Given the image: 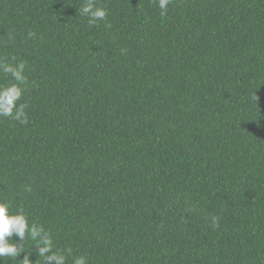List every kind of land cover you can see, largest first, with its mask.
<instances>
[{
  "label": "trees",
  "instance_id": "16d2710c",
  "mask_svg": "<svg viewBox=\"0 0 264 264\" xmlns=\"http://www.w3.org/2000/svg\"><path fill=\"white\" fill-rule=\"evenodd\" d=\"M85 2L0 0V200L88 264H264V0Z\"/></svg>",
  "mask_w": 264,
  "mask_h": 264
},
{
  "label": "clouds",
  "instance_id": "9594fccd",
  "mask_svg": "<svg viewBox=\"0 0 264 264\" xmlns=\"http://www.w3.org/2000/svg\"><path fill=\"white\" fill-rule=\"evenodd\" d=\"M96 0H86L80 14L89 17V24L93 25L97 21H103L108 15L104 7H96ZM160 9V15H167L168 5L171 0H157ZM25 64L23 61L13 63L0 62V71L9 74L12 83L0 85V117L11 118L21 124L28 122L25 109L26 103H22L23 95L26 91L27 77L25 76ZM12 202L9 200H0V260H18L21 264H35L30 256L35 249L39 257H43V264H88L86 256L74 255L69 250L58 249L55 247L52 234L45 230L43 226L37 227L35 223H30L29 217L23 210L13 211ZM215 226L218 221L212 218ZM13 237L18 239L14 240ZM33 241L31 249L25 247L26 240ZM23 254L22 259H18Z\"/></svg>",
  "mask_w": 264,
  "mask_h": 264
}]
</instances>
